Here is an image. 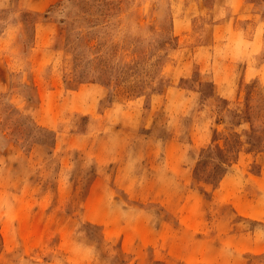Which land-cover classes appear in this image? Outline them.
<instances>
[{
	"label": "rangeland",
	"instance_id": "obj_1",
	"mask_svg": "<svg viewBox=\"0 0 264 264\" xmlns=\"http://www.w3.org/2000/svg\"><path fill=\"white\" fill-rule=\"evenodd\" d=\"M0 264H264V0H0Z\"/></svg>",
	"mask_w": 264,
	"mask_h": 264
}]
</instances>
